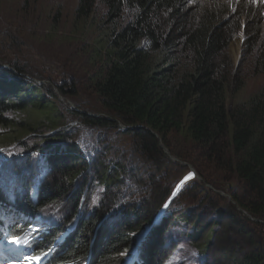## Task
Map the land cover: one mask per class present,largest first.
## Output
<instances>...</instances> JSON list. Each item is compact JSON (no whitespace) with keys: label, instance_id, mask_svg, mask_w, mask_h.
Listing matches in <instances>:
<instances>
[{"label":"trees","instance_id":"obj_1","mask_svg":"<svg viewBox=\"0 0 264 264\" xmlns=\"http://www.w3.org/2000/svg\"><path fill=\"white\" fill-rule=\"evenodd\" d=\"M184 2L78 0L76 17L86 18L94 11L104 9L106 24L110 26L107 31L109 39L105 43L107 49L104 50L105 66L99 79L93 78L91 84L102 111L108 117L81 116L79 111L70 107L66 110L73 121L84 126L110 127L121 123L125 127L123 133L133 140V144L139 143V152L136 153L153 163L165 159L163 148L169 149L167 136L170 134L189 138L194 148L198 149L200 158L205 159L213 152L232 157L229 168L223 169L237 178L240 191L232 194L235 206L218 211L217 225L229 223L239 230L243 229L244 238L250 237L252 230H245L242 219H238L237 215L241 216L240 211H244L252 218L264 221V91L242 104H227V95L243 89L247 67L254 74L264 76L262 18L259 11L246 7L237 16L238 24L234 18L225 20L214 16V5L211 6L212 12L201 15L196 7H184ZM124 13L129 14L131 20L121 25L119 20ZM255 25L260 30L253 34ZM239 31L246 33V49H243L242 58L235 67L227 50ZM3 73L4 79L13 77L7 71ZM27 83L33 82L29 78L20 84L14 81L0 82L1 127L10 125V120L4 116L10 112L29 109L36 112L37 117H52L49 108L52 106L51 99L57 100L56 95L43 92L44 96L37 99L40 91L35 90L34 86L26 91L21 90ZM56 88L60 94H64L62 85ZM46 96L51 102L44 100ZM64 137L65 142L70 140ZM7 140H11L9 134L0 137V141ZM54 140L56 137L51 140L53 142L37 143L40 144L38 146L33 144L30 152H14L12 158L0 165V211L5 216L25 213L49 223L56 220L57 233L72 224L81 206L80 220L74 228L75 235L64 247L67 253H57L56 250L52 260L57 264L79 262L92 250L96 256L94 264H118L121 256L131 251L133 240L130 236L156 221L173 187L189 171L171 186L156 213L147 207L146 212L132 217L128 205L113 197L109 189L107 195L99 192L88 199V194L91 196L94 192V189L89 190L90 183L86 182V190L84 181L76 184L81 180V169H86L90 161L89 156L82 157L85 149L78 151L72 145L62 149L59 145L65 142ZM34 156L45 158L47 165L42 172L53 171L50 181L30 182L38 174L31 164ZM215 157L211 161L214 162ZM24 167L26 170L22 174L23 171L19 170ZM158 169L159 175H165V170ZM118 178H108L114 180L115 184L111 186L113 181H105L103 192L107 188L120 187V182H116ZM192 180L175 194L168 209L178 196L186 199L193 193L194 188L184 187ZM109 212L116 223L104 220ZM169 220L167 212L161 223L167 227ZM165 231L157 230V238L163 236ZM15 232L6 228L0 232V237L6 243ZM144 235H150L149 229ZM48 239L45 237L35 245V249H40ZM153 241L154 238L150 240L145 256L148 255L149 264H158L165 257L168 243L163 240L160 248H154ZM262 249L264 244L261 238L259 243L256 241L241 252L244 258L240 263L264 264V253H260Z\"/></svg>","mask_w":264,"mask_h":264},{"label":"rangeland","instance_id":"obj_2","mask_svg":"<svg viewBox=\"0 0 264 264\" xmlns=\"http://www.w3.org/2000/svg\"><path fill=\"white\" fill-rule=\"evenodd\" d=\"M185 1L184 7H196L201 15L212 12L211 6L214 5V16L225 20L234 18L236 22L237 16L246 7L257 10L262 18L261 32L264 34V0ZM77 5L78 0H0V82L14 81L20 84L29 78L33 83H27L21 90L26 91L34 86L35 90L40 91L37 99L44 96L43 92H51L57 97V100L51 99L49 111L53 113L52 117H37L36 112L29 109L4 115L10 120V125L5 128L0 126V137L9 134L11 140L0 141V150H4L0 151V165L12 158L14 152H30L33 144L38 146L40 144L37 143L53 142L51 140L55 137L54 141H64L65 135L70 140H65L64 145H59L60 148L72 145L78 151L85 149L82 157L90 158L86 169H81V180L76 183L80 185L84 181V190L86 182L90 183L89 190L94 189V192L91 196L88 194L87 198L99 192L107 195L109 189L113 197L128 205L132 217L146 212L147 207L156 213L171 186L182 175L192 171L196 177L184 187L190 186L194 191L186 199L178 196L167 209L170 225L166 227L164 238L167 234L179 236V246L186 247L187 251L184 256L177 255L178 258L188 259L198 248L201 254L205 253V261L209 264H241L244 258L241 252L256 241L259 243L261 238L264 244V221L240 211L242 214L237 215L238 219H242L245 230H252V235L246 238L242 234L243 229L224 222L217 225L218 211L235 206L232 194L240 191L237 178L223 169L229 168L232 157L213 152L205 159L200 158L198 149L194 148L189 138L170 134L167 136L169 149L163 148L165 159L153 163L136 153L139 152V143H132L133 140L123 133L125 127L121 123L110 127H89L71 119L66 110L68 107L79 111L81 116L108 117L91 88L93 78L98 80L105 66V43L110 35H107L110 29L106 24L107 15L101 9L86 18L76 17ZM122 16L119 20L121 25L131 20L127 13ZM259 30L255 25L253 34ZM245 35L239 31L228 46V56L235 67L242 58L243 49H246ZM3 71L11 73L13 77L4 79ZM244 75L245 86L237 93L228 94L227 104H242L264 91L263 75L254 74L250 67L245 69ZM61 85L64 94H60L56 88ZM44 100L50 101L48 96ZM213 157L214 162L211 161ZM44 159L34 156L31 161L38 172L30 179L32 184L51 179L53 171L42 172L47 165ZM158 168L165 170V175H159ZM25 170L26 167L19 172L23 171V174ZM111 176H119L116 182H120V187L107 188L103 192L105 181H113L111 186H114L113 178L108 179ZM173 190L178 192L181 188L175 185ZM143 232L137 231L130 237ZM262 250L259 252L264 253ZM11 254L5 251L0 255V264H6Z\"/></svg>","mask_w":264,"mask_h":264},{"label":"clouds","instance_id":"obj_3","mask_svg":"<svg viewBox=\"0 0 264 264\" xmlns=\"http://www.w3.org/2000/svg\"><path fill=\"white\" fill-rule=\"evenodd\" d=\"M189 173H190V171H189ZM188 173V174H189ZM191 176H192V178H193V173H191ZM163 227H165V226H163ZM147 228V227H146ZM146 228H143L142 230H146ZM154 228H156V227H154ZM166 228V227H165ZM142 235H143V233L142 234H139V235H135L133 238H132V240H133V244H136V246H137V244H139L140 243V241L142 240ZM163 236H164V234H163ZM161 238H162V236L161 235H159V241L157 240L156 242H154V248H160V245H161V243H162V240H161ZM164 240H165V238H164ZM151 242H147V243H145V245H149ZM144 244V243H143ZM133 247V246H132ZM148 247L149 246H146V247H144V246H142V249H141V256H140V262L142 263V264H149V257H148V255H146L145 256V253H147L148 252ZM185 248L186 247H184V248H181V253H183V255H180V256H184V254L186 253V251L187 250H185ZM88 253V252H87ZM127 252H125L124 254H126ZM123 254V255H124ZM201 253L199 252V249L197 248V250H196V252L194 253V254H192V255H189L188 256V259H184V258H179V259H177L176 260V263L175 264H209L208 263V261L206 260L205 261V253H202L201 254V256H198V255H200ZM123 255L121 256V258L123 257ZM144 256H145V258H144ZM168 257H169V254H165V257H164V259L163 260H161L158 264H164L167 260H168ZM121 262H119V264H120Z\"/></svg>","mask_w":264,"mask_h":264},{"label":"snow or ice","instance_id":"obj_4","mask_svg":"<svg viewBox=\"0 0 264 264\" xmlns=\"http://www.w3.org/2000/svg\"><path fill=\"white\" fill-rule=\"evenodd\" d=\"M255 2V0H254ZM189 176H191V174H189ZM188 179V177H185V180ZM184 181H181V184H183ZM179 187V185L177 186ZM173 195H175V193H173ZM165 207H167V205H165ZM10 243H14V244H20L21 243V237L20 236H13L12 240L10 241ZM27 259H32V260H38L39 257H26Z\"/></svg>","mask_w":264,"mask_h":264},{"label":"water","instance_id":"obj_5","mask_svg":"<svg viewBox=\"0 0 264 264\" xmlns=\"http://www.w3.org/2000/svg\"><path fill=\"white\" fill-rule=\"evenodd\" d=\"M193 173L192 171H190V174Z\"/></svg>","mask_w":264,"mask_h":264},{"label":"bare ground","instance_id":"obj_6","mask_svg":"<svg viewBox=\"0 0 264 264\" xmlns=\"http://www.w3.org/2000/svg\"><path fill=\"white\" fill-rule=\"evenodd\" d=\"M193 177H196L195 175Z\"/></svg>","mask_w":264,"mask_h":264}]
</instances>
